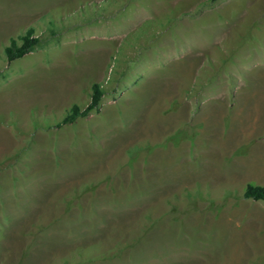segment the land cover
Returning <instances> with one entry per match:
<instances>
[{"label":"rangeland","instance_id":"obj_1","mask_svg":"<svg viewBox=\"0 0 264 264\" xmlns=\"http://www.w3.org/2000/svg\"><path fill=\"white\" fill-rule=\"evenodd\" d=\"M0 70V264H264V0H0Z\"/></svg>","mask_w":264,"mask_h":264},{"label":"trees","instance_id":"obj_2","mask_svg":"<svg viewBox=\"0 0 264 264\" xmlns=\"http://www.w3.org/2000/svg\"><path fill=\"white\" fill-rule=\"evenodd\" d=\"M40 44L41 40L39 37L35 36V30L33 28L24 31L22 35L19 36L18 40L12 39L10 45L5 48L8 62H13L25 57L32 53ZM1 76L2 72L0 70V77ZM103 96L104 90L102 86L99 83H95L92 86L90 94L91 100L87 107L81 109L78 105L73 106L60 125L72 124L79 118L87 117L92 111H98ZM244 197L246 199L264 201V187L248 185Z\"/></svg>","mask_w":264,"mask_h":264}]
</instances>
